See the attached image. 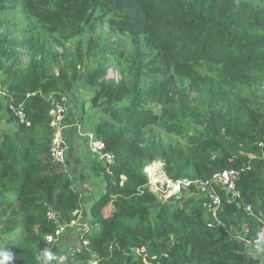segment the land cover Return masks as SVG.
<instances>
[{
  "label": "trees",
  "instance_id": "obj_1",
  "mask_svg": "<svg viewBox=\"0 0 264 264\" xmlns=\"http://www.w3.org/2000/svg\"><path fill=\"white\" fill-rule=\"evenodd\" d=\"M261 1L0 0V16L17 12L32 19L59 44L85 35L89 62L79 56L71 78L61 69L50 74L47 60L37 59L43 48L34 43L33 30L16 43L0 23V72L13 62L0 79L10 95L0 100V117L6 113L16 123L13 134L0 139V224L3 250L13 257L9 264H42L37 257L46 248L56 256L52 264L259 263L247 250L264 205V98L257 93L264 86ZM18 46H30L34 57L15 68ZM122 60L127 71L121 80H107L106 69ZM79 75L101 116L94 136L113 163L108 173L103 161L90 158L106 190L88 209V232L74 233L87 245L64 257L55 248L61 238L45 239L54 233L46 212L55 210L69 222L82 208V192L50 158L47 97L72 93ZM10 104L21 107L28 126ZM191 123L203 131L186 133L181 124ZM154 127L185 136V144L150 142ZM158 159L174 179L205 181L224 170L249 169L235 182L240 198L221 193L214 217L194 188L163 203L146 190L143 168Z\"/></svg>",
  "mask_w": 264,
  "mask_h": 264
},
{
  "label": "rangeland",
  "instance_id": "obj_2",
  "mask_svg": "<svg viewBox=\"0 0 264 264\" xmlns=\"http://www.w3.org/2000/svg\"><path fill=\"white\" fill-rule=\"evenodd\" d=\"M262 4L264 5V0H262ZM0 23L3 28L7 31V39L9 41H15L16 43H21L25 39L29 37L27 33V28H31L33 31L31 35L34 36V43H38L42 46L43 51L42 54L38 55L37 59L41 58L43 60H47L46 68L48 72L51 74L54 70L59 72L61 69L64 73H66L67 77L71 78L73 75V67L76 63H78L79 56L83 59L82 61L85 62L88 66L89 62L85 58L84 55V47L86 44V36H77L73 41L68 43L59 44L57 43L56 39L49 37L41 28V26L36 23L32 19H26L25 16L15 12V13H8L0 16ZM14 47V46H12ZM15 48V47H14ZM18 58L20 56V62L17 65H14L15 68L21 65V67L25 66L28 61H30L34 57V51L30 50V46H18ZM57 49L65 51L64 56H59ZM58 53V54H57ZM127 54L132 55L133 53L130 51V48L127 47ZM59 59V61H58ZM61 62V63H60ZM13 64L12 61H8L3 65V71L0 72V79L2 80L5 77V71L8 70L9 67ZM126 63L122 61L116 62V64L109 66L106 70L112 72L117 75V83L121 80L123 75L126 73ZM47 72V73H48ZM51 79V78H50ZM72 93L68 94L67 96L74 95L75 101L72 105L75 117L78 119V127L75 128V136L72 141L69 139L68 145L66 146V154L68 148L71 145L76 144L77 147L75 157L76 159L73 161L68 162L66 165L62 166L61 169L66 175L72 178V181L78 185L77 189H81L82 192V200H81V210H83L84 218L89 223L90 226V219L88 216V209L90 205L106 190L105 187V179L101 175L100 170L90 162V156L88 152L87 143H84V138H86V134H94L95 127L97 123L101 120V116L97 108H94L90 102L91 97L93 96V91L88 89L82 84V79L80 75L76 76V82L73 85V88L70 90ZM257 93L259 95V99L263 101L264 98V86H259L257 88ZM196 94H190V99L192 102L196 100ZM74 99V97H73ZM77 100V101H76ZM72 102H69V104ZM195 105L198 102L193 103ZM155 111L159 114L163 113V109L157 107ZM9 115L6 113L2 114L0 117V139L3 137L4 134L12 135L16 123L9 121ZM183 130L187 133L188 132H197L203 131V128L200 127L198 124L191 123V125H184L181 124ZM185 136H175L172 132H168V130H163L161 127H154L148 135V140L150 142H160L163 144H185ZM264 174V172H263ZM83 189V191H82ZM84 197V198H83ZM263 212L262 218H264V205H263ZM5 226L4 224H0V252H3V246L6 242L5 238ZM12 243V241H9ZM55 248L58 250L61 256L67 257L73 255L76 249L79 248V242L75 234L69 230L68 232L64 233L62 238L57 241ZM252 254H255L253 251ZM259 263L264 264V259L262 254L258 257ZM263 262V263H261Z\"/></svg>",
  "mask_w": 264,
  "mask_h": 264
},
{
  "label": "built area",
  "instance_id": "obj_3",
  "mask_svg": "<svg viewBox=\"0 0 264 264\" xmlns=\"http://www.w3.org/2000/svg\"><path fill=\"white\" fill-rule=\"evenodd\" d=\"M57 50L58 53H62V50ZM77 70L83 71L80 66L77 67ZM53 74L55 76L59 75L57 70H54ZM106 78L117 81V75L114 74L112 70L107 72ZM9 97L10 95L6 87L0 82V100L6 102ZM47 101L50 104L48 116L49 127L52 130L49 155L54 163L63 166L66 157L65 148L68 145L70 133L73 132L75 128L77 129L78 122L77 120L73 123L69 122L70 97L51 93L47 97ZM9 109L20 123L26 124L27 126L29 125L20 106L16 107L10 104ZM86 138L91 159L103 161L109 173L108 168L113 163V155L104 152L105 144L102 140L96 139L94 134H86ZM249 158L253 159L254 156L250 155ZM248 169L249 168L242 167L239 170H224L214 174L211 179L205 181L190 180L187 178H170L164 170V163L162 161H153L147 164L143 172L147 178L146 190L151 195L155 196L158 201L163 203L171 198H180L182 193L185 191L189 192L191 188H194L198 191L200 196L203 197L204 209L209 214L216 217L222 205L221 193H225V196L232 195L234 198H240V194L235 187V182L237 178H239L242 173L248 171ZM245 210L251 212V207L246 206ZM46 220L54 226V233L45 237L48 243L62 238L63 234L69 230L78 235L88 232L89 230L86 221L82 220V211L80 209L72 213L71 220L66 223L61 222L58 212L49 209L46 212ZM257 220L260 226L255 239L251 245H248L249 249L247 250V255L258 258L260 254H262L264 259V218L260 216ZM77 241L79 242V248L87 245V241L81 236L77 238ZM253 251L255 254H252Z\"/></svg>",
  "mask_w": 264,
  "mask_h": 264
},
{
  "label": "clouds",
  "instance_id": "obj_4",
  "mask_svg": "<svg viewBox=\"0 0 264 264\" xmlns=\"http://www.w3.org/2000/svg\"><path fill=\"white\" fill-rule=\"evenodd\" d=\"M58 51V50H57ZM62 53H63V51H62ZM61 53V54H62ZM60 54V53H59ZM78 66H80L82 69H83V67L81 66V65H78ZM77 66V67H78ZM76 67V68H77ZM84 70V69H83ZM80 71V70H79ZM107 72H108V70L106 71V76H107ZM59 73V72H58ZM52 74H53V72H52ZM106 78V77H105ZM107 80H111V81H113L114 83H117V81H114L113 79H108V78H106ZM9 93V92H8ZM73 94V93H72ZM70 97V102H72L73 101V97L74 98H76L74 95H72V96H69ZM28 121V120H27ZM74 134H75V130H74ZM85 140H86V142H87V138H85ZM87 146H88V144H87ZM90 156V155H89ZM91 158V157H90ZM67 159V157H65V164L64 165H66L68 162H70V161H68V160H66ZM153 161H162V160H153ZM153 161H151V162H153ZM151 162H149V163H151ZM163 162V161H162ZM149 163H147V164H149ZM164 163V162H163ZM146 164V165H147ZM63 165V166H64ZM145 165V166H146ZM144 166V167H145ZM143 170H144V168H143ZM164 170H165V164H164ZM165 172H166V170H165ZM143 174H144V172H143ZM167 174V173H166ZM145 175V174H144ZM146 177V176H145ZM174 179V178H173ZM177 179V178H176ZM146 181H147V178H146ZM146 185H147V183H146ZM261 216H262V214H261ZM13 259V257H12V255L9 253V252H7V251H4V252H0V264H9V261H11ZM37 259H39V260H41L42 261V264H52V261L53 260H55L56 259V256H55V254L51 251V249H48V248H46V249H44L43 251H42V254H41V256H39V257H37Z\"/></svg>",
  "mask_w": 264,
  "mask_h": 264
},
{
  "label": "crops",
  "instance_id": "obj_5",
  "mask_svg": "<svg viewBox=\"0 0 264 264\" xmlns=\"http://www.w3.org/2000/svg\"><path fill=\"white\" fill-rule=\"evenodd\" d=\"M74 101H75V98L73 99V101H72V103H70V109H69V122L70 123H73V122H75V120H77V122H78V119L75 117L76 115H74V109H73V107H72V105H73V103H74ZM77 101V100H76ZM76 112V111H75ZM74 136H75V134H74V131L73 132H71L70 133V136H69V139L72 141V139L74 138ZM84 143H87L86 142V140H85V138H84ZM75 147H77V145L76 144H74V145H71L69 148H68V151H67V154H66V157H67V159L66 160H68V161H74L76 158L75 157H77L76 156V153L77 154H79V152H77L76 151V148ZM78 158V157H77Z\"/></svg>",
  "mask_w": 264,
  "mask_h": 264
},
{
  "label": "water",
  "instance_id": "obj_6",
  "mask_svg": "<svg viewBox=\"0 0 264 264\" xmlns=\"http://www.w3.org/2000/svg\"><path fill=\"white\" fill-rule=\"evenodd\" d=\"M133 251H134V252H136V250H135V249H134Z\"/></svg>",
  "mask_w": 264,
  "mask_h": 264
}]
</instances>
